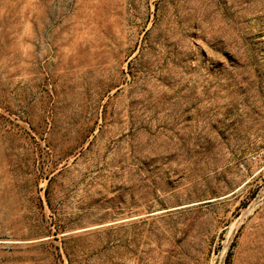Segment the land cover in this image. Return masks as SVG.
Returning <instances> with one entry per match:
<instances>
[{
    "label": "rangeland",
    "instance_id": "obj_1",
    "mask_svg": "<svg viewBox=\"0 0 264 264\" xmlns=\"http://www.w3.org/2000/svg\"><path fill=\"white\" fill-rule=\"evenodd\" d=\"M0 264H264V0H0Z\"/></svg>",
    "mask_w": 264,
    "mask_h": 264
}]
</instances>
